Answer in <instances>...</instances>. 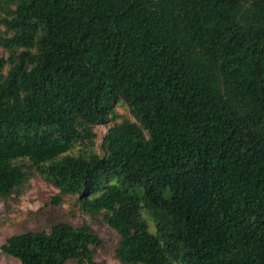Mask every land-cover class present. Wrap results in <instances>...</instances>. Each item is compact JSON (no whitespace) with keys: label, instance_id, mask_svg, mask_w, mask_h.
<instances>
[{"label":"trees","instance_id":"16d2710c","mask_svg":"<svg viewBox=\"0 0 264 264\" xmlns=\"http://www.w3.org/2000/svg\"><path fill=\"white\" fill-rule=\"evenodd\" d=\"M35 175L119 264H264V0H0V199ZM99 246L58 222L0 251Z\"/></svg>","mask_w":264,"mask_h":264},{"label":"rangeland","instance_id":"374dc122","mask_svg":"<svg viewBox=\"0 0 264 264\" xmlns=\"http://www.w3.org/2000/svg\"><path fill=\"white\" fill-rule=\"evenodd\" d=\"M117 112L122 113V108H117ZM105 130L102 126L95 129L98 138ZM58 222L72 227L85 225L99 239L100 246L93 249V264H119L112 255L117 236L103 223L101 216L83 213L74 195H59L54 187L36 175L28 180L21 194L0 199V246L12 235L47 231ZM149 231L152 232L151 227ZM0 264L20 263L0 251Z\"/></svg>","mask_w":264,"mask_h":264}]
</instances>
